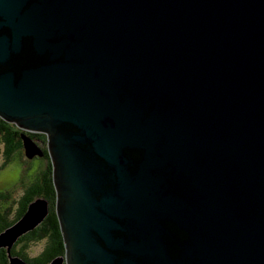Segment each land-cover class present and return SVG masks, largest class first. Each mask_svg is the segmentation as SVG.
Segmentation results:
<instances>
[{
  "label": "water",
  "instance_id": "water-1",
  "mask_svg": "<svg viewBox=\"0 0 264 264\" xmlns=\"http://www.w3.org/2000/svg\"><path fill=\"white\" fill-rule=\"evenodd\" d=\"M0 118L48 138L50 264H264V0H0Z\"/></svg>",
  "mask_w": 264,
  "mask_h": 264
},
{
  "label": "trees",
  "instance_id": "trees-1",
  "mask_svg": "<svg viewBox=\"0 0 264 264\" xmlns=\"http://www.w3.org/2000/svg\"><path fill=\"white\" fill-rule=\"evenodd\" d=\"M23 133L24 131L16 129L14 125L0 118V156L4 158L3 167H7L17 159L16 154L26 156L22 140ZM27 134L43 150L45 156L35 158L41 160V165L30 180L25 172L29 170V165L33 161L26 166L23 175L29 182L19 200L12 202L11 193L8 191L0 193V235L23 219L30 205L38 199L49 202L50 213L38 228L18 240L11 254L7 249H0V264H10V256L20 258L27 264H50L55 259L66 255L65 239L57 214L58 193L54 181V165L48 149V138L45 141L42 139L44 136L42 134ZM41 242H46L42 253L37 257H31L29 255L31 246Z\"/></svg>",
  "mask_w": 264,
  "mask_h": 264
},
{
  "label": "rangeland",
  "instance_id": "rangeland-1",
  "mask_svg": "<svg viewBox=\"0 0 264 264\" xmlns=\"http://www.w3.org/2000/svg\"><path fill=\"white\" fill-rule=\"evenodd\" d=\"M14 127H16V129H19L17 125H14ZM42 139L47 141V136L44 135ZM16 156L17 159H15L7 167H3L4 158L0 156V193L5 191L10 192L12 202L17 201L22 197L25 186L28 185L29 180L36 174L41 165V160L39 159L31 160L22 154H16ZM31 161L33 162L30 164ZM28 164H30L28 168L29 170L25 173L26 175H28L29 180H27V178H24L23 175L24 170L26 169V166H28ZM45 245L46 242L36 243L35 245H32L29 250V255L31 257H37L42 253Z\"/></svg>",
  "mask_w": 264,
  "mask_h": 264
},
{
  "label": "flooded vegetation",
  "instance_id": "flooded-vegetation-1",
  "mask_svg": "<svg viewBox=\"0 0 264 264\" xmlns=\"http://www.w3.org/2000/svg\"><path fill=\"white\" fill-rule=\"evenodd\" d=\"M180 231V230H179ZM183 235H185V236H188L186 233H184ZM167 237V236H166ZM169 237V236H168ZM160 239V238H159ZM179 241H180V239H179V237L177 238ZM183 239V238H182ZM186 239H188V237H186ZM168 238H165V237H162L161 238V241L162 242H164V243H168ZM191 240V239H190ZM196 241H198V239H195ZM184 242V241H183ZM169 244V243H168ZM164 245V244H163ZM167 245V244H166ZM166 245H164V247H166ZM180 245H182V241H181V243H180ZM179 245V246H180ZM171 248V247H170ZM175 248H176V246H175ZM170 251H172V249H170ZM195 252H197L198 253V248H196V251ZM170 253V252H169ZM181 256V253L179 252L177 255H176V257H180ZM175 257V258H176ZM165 261V260H164ZM175 261V260H174ZM188 264H190V263H188ZM192 264H194V263H192Z\"/></svg>",
  "mask_w": 264,
  "mask_h": 264
}]
</instances>
